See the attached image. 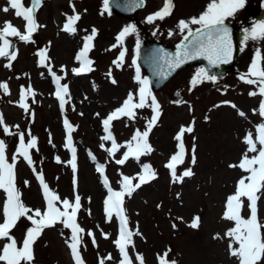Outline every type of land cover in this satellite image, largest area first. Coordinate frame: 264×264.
Instances as JSON below:
<instances>
[{
    "label": "rangeland",
    "instance_id": "obj_1",
    "mask_svg": "<svg viewBox=\"0 0 264 264\" xmlns=\"http://www.w3.org/2000/svg\"><path fill=\"white\" fill-rule=\"evenodd\" d=\"M30 2L31 0H23L25 6H29ZM70 2L81 15L76 25L77 32L73 35L61 30L66 15L72 14ZM173 3L175 7L169 17L149 24L147 16L159 10L163 0H147L146 7L138 16V30L130 19L111 12L101 15L103 0H43L42 7L36 13V19L44 27L34 34L35 43L9 37L10 40H17V58L11 62V68L5 67L9 63L7 58H0V82H6L10 90L7 95L0 90V114L11 132H24L27 141L30 130L31 135L37 138L39 151L32 150L36 169L43 173L45 182L61 199H72L74 196V174L66 163L71 158V153L63 146L66 139L63 120L67 118L76 129L73 132V141L77 148L76 191L82 197L83 205L78 222L86 231L95 233L98 244V247H94L91 239L85 235L86 248L81 249L85 264H98L99 259L109 253L115 259L105 261V264H117L119 259L112 243L117 233V221L114 218L111 223L105 222L103 201L108 193L95 170L96 163L106 165V175L111 187L116 190L120 187L118 181L121 173L134 176L141 171L143 164L151 165L156 171V179L136 190L131 198L125 197L124 207L129 226L133 230L138 228L142 234L134 237L135 250L129 249L133 258L139 253L143 255L145 264H158L157 255L171 249L169 259L175 260L177 264H238L235 258L228 254V240L213 239V236L217 233L223 236L227 229L232 227V224L222 220L221 216L226 197L234 192L241 172L238 169H230L228 165L238 162L244 151L242 139L245 133L255 132V126L264 122L258 114L252 113L253 108H258L261 99L259 96L248 95L249 91L254 90L253 86L244 84L239 79L240 75L229 73L217 78L215 83L205 81L192 87L190 81L201 67H188L160 91L151 90L161 106L162 113L149 135V142L154 148L151 154L142 156L139 163L130 159L120 166L99 146L102 143L100 136L104 135L102 119L120 107L130 91L135 92L138 88L134 81L135 68L131 65L136 40L139 39L140 44L144 39L162 41L174 47L182 38L176 27L178 21L198 16L209 0H173ZM6 6L7 0H0V27L4 21H11L23 32L25 22L15 17L13 10L3 12L2 9ZM247 6L251 9L247 10ZM262 6L264 0H245V6L226 21L251 29L256 24L255 19ZM128 25H134L137 31L125 38V62L122 68H116L112 62L117 59L120 48L111 46L117 43L116 36ZM93 28L97 30V35L89 56L95 62V70L75 76L70 71L78 66L75 55L82 47L83 38L90 34ZM169 32L174 34L170 36ZM41 48L48 49L53 71L64 75L60 72L62 65L68 70L61 83L68 84L71 100L66 104L63 113L53 95L55 84L51 75L46 68L38 65L36 52ZM257 49L264 54V40H244L242 43V52L237 63V70L241 74L247 73ZM109 69L112 70L115 84L106 75ZM141 77H146L143 70ZM22 85H31L36 92V102L33 103L31 98L27 101L34 116L26 114L15 103L19 100ZM176 100L184 103H173ZM223 101L235 104L236 109L222 104ZM216 105L220 106L214 107ZM150 111L149 108L139 110L135 121H114L112 132L117 142L123 144L137 129L143 131L146 121L152 115ZM238 111H243L246 118L238 116ZM193 121L194 131L184 136L188 156L185 163L177 168V173L179 175L185 168L192 167L194 175L184 178L182 183H173L165 164L176 151L177 142L174 136L181 126H188ZM16 125L19 126L18 129ZM0 139L7 144V157L9 162H12L11 157L18 145V136L6 135L0 125ZM193 143L197 161L194 166L190 163ZM107 146L109 145L106 144ZM124 150L121 149L116 158H120ZM89 151L96 156L95 162L90 159ZM57 156L65 163H56ZM25 180L30 182L27 187ZM16 184L27 206L43 209L39 182L22 159L16 163ZM3 200L4 193L0 191V204ZM259 208L260 217L264 219V199L261 200ZM89 209L91 215H88ZM242 215L247 217L246 208ZM194 216L201 218L198 229L189 227ZM180 217L183 218L182 221L178 219ZM173 223L176 224L175 229L172 227ZM29 226L30 222L24 218L18 222L13 230L18 242L22 241ZM101 230L111 234V239H104ZM69 236L70 230L62 225L46 229L34 245V264H73L65 244ZM134 264L138 262L134 260ZM260 264H264V261Z\"/></svg>",
    "mask_w": 264,
    "mask_h": 264
},
{
    "label": "snow or ice",
    "instance_id": "obj_2",
    "mask_svg": "<svg viewBox=\"0 0 264 264\" xmlns=\"http://www.w3.org/2000/svg\"><path fill=\"white\" fill-rule=\"evenodd\" d=\"M129 7L135 9L141 7L145 0H128ZM43 0H31L29 6H25L23 0H7V5L2 9L7 13L10 10L14 11L17 18H21L24 23L23 32L14 26L11 21H4L0 27V58H7L9 63L5 65L11 68V62L17 58V53L9 37H16L20 41L26 43H35L34 34L44 25H40L36 19V13L42 7ZM245 6V0H209L206 8L198 15L187 20L181 19L176 27L179 34L182 35V40L176 45L175 54H170L159 50L162 54L153 57V60L158 63L160 71L157 75L161 79H167L176 69L191 60L203 58L207 60L212 67H218L220 64H227L233 57V42L230 34V29L225 21L234 16L240 9ZM72 14L66 15V20L63 23L62 31L73 35L77 32V23L81 19V15L76 11L75 5L70 2ZM175 5L173 0H163L162 7L154 13L147 16L146 20L149 24H154L157 20L163 21L169 17ZM110 13V0H103V10L100 13ZM193 26H196L195 28ZM137 31L134 25H128L122 28L116 36V44L111 48H120L119 55L116 60H113V65L116 68H122L127 54V48L124 47L125 38L135 34ZM156 33L154 32L153 35ZM170 36L173 32L168 33ZM97 35V30L92 29L91 33L83 38L82 47L75 55L77 67L71 68V73L75 76L84 75L94 71V61L90 58L89 53L94 48V39ZM244 40L262 41L264 40V21H260L253 25L251 29H245ZM140 54V41L136 40L134 48V56L131 65L135 68L134 81L138 88L135 92L130 91L127 97L123 100L120 107L114 109L105 118L102 119V128L104 135L100 136L102 143L99 145L109 158L115 164L123 166L130 159L140 162L141 157L149 155L154 151V148L149 142V135L152 129L156 126L159 117L161 116V106L156 97L152 94L150 83L147 77H141L140 66L137 63ZM38 57V65L47 69L55 84L53 93L55 99L59 102V108L63 113L66 104L71 100L69 86L61 81L67 75L66 66L60 67V72L64 75H58L53 71L51 66V58L48 55L47 48L38 49L36 52ZM166 69V71H165ZM113 84L116 80L112 78V70L106 73ZM19 78V77H17ZM239 79L247 85L253 86L254 90L249 91L250 97L259 96L258 108H253V115L260 117L264 121V54L260 49H257L254 58L248 68L247 73L241 74ZM205 81L215 83L217 77L210 75L205 68H200L192 77L190 83L192 87L197 86ZM0 90L4 94H10L9 86L6 82H0ZM179 95V93H177ZM36 92L31 85L21 86L19 92V100L15 103L29 116H34L30 110V105L27 102L31 98L35 103ZM175 104L184 103L181 100L173 101ZM222 104L229 105L236 109V105L230 101H223ZM216 105L214 107H219ZM149 108L152 115L146 121L144 130L137 129L131 138L125 143H118L113 132L112 125L116 120L127 119L135 121L138 118L139 110ZM73 110H75L73 106ZM83 115V113H80ZM99 115V114H97ZM237 115L246 118L243 111H238ZM207 120L208 118L205 117ZM0 125L3 126V132L6 135L18 136V145L9 162L7 157V144L3 139H0V191L4 193V200L0 204V264H34L35 253L34 245L41 237L43 232L49 228H55L57 225H62L63 228L70 230V236L65 240V244L69 250V254L73 264H85L81 249L86 248L84 237L87 235L91 239L94 247H98L95 233L91 230H85L78 222L79 213L83 205L82 197L76 191L78 186L75 174L77 173V148L73 141V132L76 130L70 121L65 118L63 127L65 129L64 148L71 153V158L66 162L74 174L73 187L74 196L72 199L63 198L58 193L50 189L45 182L42 172H38L35 166V161L32 158V150L39 151L38 141L35 136L28 131V140H25L24 132H11L5 124L3 115L0 114ZM17 129L18 125L15 126ZM194 131V121L188 126H181L177 134L174 136L176 143V151L171 154L165 167L169 170L173 183H182L184 178H190L194 175L192 167L185 168L178 175L177 168L185 163L188 156V150L184 143L185 134H191ZM195 139V138H194ZM49 143L51 144V134L49 135ZM245 149L242 152L238 162L230 163V169H238L241 172L240 178L236 181L234 192L226 197L224 203V212L221 219L230 222L232 227L221 236L219 233L213 236V239H227V250L230 257L235 258L238 264H260L264 261V219L260 217L259 204L264 199V122H260L255 126V132L248 131L242 139ZM106 144L109 145L106 147ZM53 147L55 145L53 144ZM125 149L120 158H116L117 153ZM196 148L193 143L191 149V165L196 164ZM90 159L95 162L96 156L89 151ZM22 159L33 171L39 182L41 195L44 206L41 208H31L27 206L22 199V192L16 184V163ZM55 162L58 164L65 163L60 157H55ZM106 165L96 163L95 170L101 177L103 186L107 189V196L103 201V211L105 222L111 223L113 219L117 221V233L112 243L114 244L119 259L117 264H134V260L138 264H145L142 254L136 253L133 258L130 255L129 249L135 250L134 237L141 236L138 228L133 230L129 226V218L124 207L125 197L131 198L133 193L140 189L143 185L150 183L157 178L156 171L149 164H143L141 171L134 176H128L121 173V178L118 181L120 187L118 190L113 189L105 172ZM135 181V183H134ZM25 186H29L30 182L25 180ZM91 202L89 198V203ZM159 208L160 205H157ZM247 209L248 215H242V211ZM88 215H91V210H87ZM24 218L30 222L27 227L22 241L18 242L13 234V230L17 227L18 222ZM181 221L182 217L178 218ZM201 218L194 216L189 227L198 229ZM172 227L175 229L176 224ZM101 235L104 239H111V234L103 232ZM166 250L163 254H158V264H177L175 260L169 259V252ZM115 258L109 253L105 257H101L98 264H105V261H112Z\"/></svg>",
    "mask_w": 264,
    "mask_h": 264
},
{
    "label": "water",
    "instance_id": "obj_3",
    "mask_svg": "<svg viewBox=\"0 0 264 264\" xmlns=\"http://www.w3.org/2000/svg\"><path fill=\"white\" fill-rule=\"evenodd\" d=\"M145 3L141 7H137L132 9L129 7L128 0H110V11L122 16L132 19L136 22L138 13L145 7ZM264 20V15L259 17V21ZM227 27L230 29V34L233 42V57L231 61L227 64H220L218 67H212L208 64L207 60L203 58H199L196 60L188 61L183 64L180 68L176 69L167 79H161L157 72L160 71V67L158 63L153 60V57L159 56L162 53L159 50H163V52H167L170 54H175L176 47L174 49H170L165 44L156 41H147L145 40L140 45V54H139V65L146 71L148 75V79L151 81V87L158 91L163 88V86L169 82L174 76H176L180 71L190 65L200 64L203 68H205L210 75H214L216 77L223 76L228 72H235V65L240 56V43L244 39L245 32L241 28H236L230 23H226ZM181 42V41H180ZM179 42V43H180ZM15 50V43L12 42ZM178 43V44H179ZM166 71V69H165Z\"/></svg>",
    "mask_w": 264,
    "mask_h": 264
}]
</instances>
